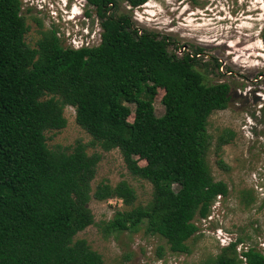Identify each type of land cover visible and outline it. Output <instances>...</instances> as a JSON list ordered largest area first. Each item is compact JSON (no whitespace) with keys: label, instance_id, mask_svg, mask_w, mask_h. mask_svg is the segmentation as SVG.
Wrapping results in <instances>:
<instances>
[{"label":"trees","instance_id":"trees-1","mask_svg":"<svg viewBox=\"0 0 264 264\" xmlns=\"http://www.w3.org/2000/svg\"><path fill=\"white\" fill-rule=\"evenodd\" d=\"M122 1L135 10L150 0ZM86 2L99 19L101 42L72 48L56 29L42 31L30 46L22 1L0 0V264H104L76 238L95 224L92 198L123 204L98 225L105 237L144 229L164 239L171 253L187 255L199 232L196 220L207 219L214 202L229 194L208 163V127L215 112L228 108L230 85L208 84L203 67L209 63L197 57L202 49L178 56L181 46L171 50L170 37L138 28L131 13L119 14L120 0ZM261 39L264 47V28ZM160 90L165 112L157 116ZM69 106L91 146L119 150L130 174L152 185L146 204L126 181L104 180L93 189L101 155H90L89 145L48 146L46 133L67 126ZM234 137L224 130L215 140L224 171L230 167L223 147ZM241 243L222 247L210 264H264L263 251L239 250Z\"/></svg>","mask_w":264,"mask_h":264},{"label":"rangeland","instance_id":"rangeland-1","mask_svg":"<svg viewBox=\"0 0 264 264\" xmlns=\"http://www.w3.org/2000/svg\"><path fill=\"white\" fill-rule=\"evenodd\" d=\"M21 1L30 46L36 47L41 32L51 29L58 31L65 47L101 42L99 19L86 0ZM118 13H131L138 28L170 37L175 42L170 47L173 51L175 46H185L192 54L202 49L197 57L209 63L203 67L207 83L230 85L228 108L215 112L208 127L213 137L208 163L214 179L228 184L229 194L214 202L207 219L196 220L199 232L188 241L191 252L187 255L171 253L164 239L146 235L144 229L105 237L98 225L123 208L117 198H92L89 207L95 224L76 238L85 239L102 255L104 264H210L222 247L237 240L242 241L239 250L255 247L264 252V0H150L135 10L120 0ZM164 94L160 90L155 100L157 116L165 112ZM65 117L63 130L46 133L48 146L72 147L78 141L89 145L90 155H101L93 189L104 180L112 186L126 181L135 189L138 203L146 204L152 185L130 174L119 150L106 152L91 146L92 137L78 125L75 108L66 107ZM224 130L235 134L223 147L222 157L229 171L219 168L215 154L216 137Z\"/></svg>","mask_w":264,"mask_h":264},{"label":"built area","instance_id":"built-area-1","mask_svg":"<svg viewBox=\"0 0 264 264\" xmlns=\"http://www.w3.org/2000/svg\"><path fill=\"white\" fill-rule=\"evenodd\" d=\"M186 51H188V50L185 48V46L184 47H181V48L177 49V55L178 56H182L184 54V52H186ZM180 52L182 54H179Z\"/></svg>","mask_w":264,"mask_h":264}]
</instances>
